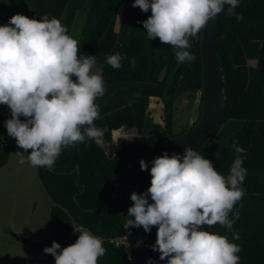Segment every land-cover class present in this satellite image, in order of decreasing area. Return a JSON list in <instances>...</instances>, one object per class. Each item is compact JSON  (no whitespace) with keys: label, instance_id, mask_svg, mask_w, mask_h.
<instances>
[{"label":"trees","instance_id":"trees-1","mask_svg":"<svg viewBox=\"0 0 264 264\" xmlns=\"http://www.w3.org/2000/svg\"><path fill=\"white\" fill-rule=\"evenodd\" d=\"M27 3L31 5L29 18L55 17L69 30L84 0H0V26L13 15L21 14L22 4ZM133 3L134 0H91L86 33L78 42L80 55H95L97 67L103 66L105 94L96 100L100 116L95 121L97 128L105 130L100 139L112 141V131L121 126L136 128L139 136L129 143L119 138L112 155L98 140L86 139L64 148L53 170L37 167L52 201V242L59 243L61 248L74 243L80 232L75 227L81 225L103 240L106 254L98 264H135L127 245L120 240L124 225L119 182L127 164L150 145L191 128L202 110L200 34L190 40L195 61L178 63L173 48L163 45L158 38L149 40L140 23L151 11L145 13L134 8ZM240 15L243 19L238 21ZM216 25L227 84L224 116L219 129L196 151L227 176L237 155L232 147L235 141L246 150L241 155L245 156L243 167L247 175L241 185L245 194L229 214L234 218V213L239 212L233 230L229 232L219 224L204 226L203 230L227 236L239 245L240 264H264V0H240L235 9L225 5L216 16ZM116 52L126 57L119 69L106 63L107 56ZM250 59H256L257 64L251 65ZM132 60L134 66L130 64ZM181 90H199L200 95L193 123L174 132L173 101ZM151 96L163 101L164 126L156 124L148 112ZM10 118L11 114L0 113V166L7 163L11 152H23L15 139L7 135L5 121ZM148 173L138 194L150 187ZM156 232L155 226L149 233L143 229L146 247L156 264H167V258L160 260L159 252L152 249ZM235 233L239 239H233ZM46 259L55 264L50 254Z\"/></svg>","mask_w":264,"mask_h":264},{"label":"clouds","instance_id":"clouds-1","mask_svg":"<svg viewBox=\"0 0 264 264\" xmlns=\"http://www.w3.org/2000/svg\"><path fill=\"white\" fill-rule=\"evenodd\" d=\"M240 0H134L133 7L151 15L144 21L149 40L170 45L178 63L194 62L191 38L228 5ZM242 15L237 16L241 21ZM121 53L110 54L106 63L122 67ZM135 65V61H130ZM103 66L95 55H80L77 39L61 21L47 15L41 19L23 14L10 17L0 26V105H7L11 118L5 121L7 135L15 139L19 163L53 170L64 148L98 140L105 130L97 128L99 105L105 94ZM21 117L24 119L21 120ZM236 155L230 172L222 175L212 161L186 147L182 155L165 152L151 162L150 187L130 196L125 229L142 227L146 233L157 228L153 251L167 264H240L241 247L227 236L203 230L219 224L233 230L236 204L245 194L241 187L247 170L246 150L233 142ZM25 153L27 154L25 156ZM217 158H220L215 153ZM141 171L148 164L140 160ZM151 201V202H150ZM242 206V205H241ZM233 239H239L238 233ZM55 264H98L106 254L103 240L82 228L76 241L61 248L53 241L43 249ZM150 264L152 262L150 261Z\"/></svg>","mask_w":264,"mask_h":264},{"label":"rangeland","instance_id":"rangeland-1","mask_svg":"<svg viewBox=\"0 0 264 264\" xmlns=\"http://www.w3.org/2000/svg\"><path fill=\"white\" fill-rule=\"evenodd\" d=\"M90 1L84 0L68 30V34L78 41L86 33ZM123 8L124 6L119 10L117 28L122 19ZM249 63L255 65L257 60L250 59ZM199 95V90H181L178 93L173 101L174 132L188 128L193 123V109ZM148 112L156 124L165 125L164 104L160 97L149 98ZM138 136L136 128L121 126L112 131V141L98 139V142L105 145L108 154L112 155L113 146L119 138L129 143ZM16 152H11L7 163L0 166V264H50L46 259L48 254H45L43 249L52 244V201L40 179L37 167H32L28 162L20 164V157ZM148 174L150 175V169ZM10 232L27 234L31 240L28 245H23L14 239Z\"/></svg>","mask_w":264,"mask_h":264},{"label":"water","instance_id":"water-1","mask_svg":"<svg viewBox=\"0 0 264 264\" xmlns=\"http://www.w3.org/2000/svg\"><path fill=\"white\" fill-rule=\"evenodd\" d=\"M200 51L202 61V110L199 119L194 125L183 133L155 143L144 149L125 167L119 182V197L121 217L128 219V208L133 205L130 196L133 192L138 194L139 185L151 168V162L157 156L167 152L183 154L186 147L196 150L220 127L226 103V74L219 54V41L216 17L210 20L200 33ZM106 147V146H105ZM107 148V147H106ZM148 164V170L141 171L140 160ZM78 169L79 166L77 165ZM11 236L28 245L30 237L27 234L10 232ZM127 248L135 264H156L146 247L142 227H130L122 231Z\"/></svg>","mask_w":264,"mask_h":264},{"label":"crops","instance_id":"crops-1","mask_svg":"<svg viewBox=\"0 0 264 264\" xmlns=\"http://www.w3.org/2000/svg\"><path fill=\"white\" fill-rule=\"evenodd\" d=\"M16 8V7H15ZM14 9V8H13ZM21 14L30 17L31 16V5L30 4H22L21 6ZM194 111V109H193ZM0 113L10 114V109L7 105H0ZM105 146V145H104ZM21 152V151H20ZM31 240V239H30Z\"/></svg>","mask_w":264,"mask_h":264},{"label":"built area","instance_id":"built-area-1","mask_svg":"<svg viewBox=\"0 0 264 264\" xmlns=\"http://www.w3.org/2000/svg\"><path fill=\"white\" fill-rule=\"evenodd\" d=\"M76 229H79V230H81L82 228H84L83 226H81V225H78L77 227H75ZM120 240H122L125 244H126V241H125V239L122 237V239H120Z\"/></svg>","mask_w":264,"mask_h":264}]
</instances>
